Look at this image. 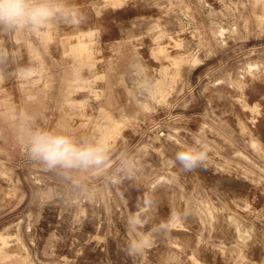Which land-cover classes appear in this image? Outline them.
<instances>
[{
    "label": "rangeland",
    "instance_id": "rangeland-1",
    "mask_svg": "<svg viewBox=\"0 0 264 264\" xmlns=\"http://www.w3.org/2000/svg\"><path fill=\"white\" fill-rule=\"evenodd\" d=\"M60 7L0 32V264H264V0ZM13 113L105 142L107 167L47 172ZM194 138L207 160L185 172Z\"/></svg>",
    "mask_w": 264,
    "mask_h": 264
},
{
    "label": "clouds",
    "instance_id": "clouds-1",
    "mask_svg": "<svg viewBox=\"0 0 264 264\" xmlns=\"http://www.w3.org/2000/svg\"><path fill=\"white\" fill-rule=\"evenodd\" d=\"M64 9L60 0H0V32L22 30L35 33L45 29L54 19H63ZM12 124L27 156L47 172L57 174L66 181L75 179L76 173H87L107 167L110 159L109 146L101 141L72 136L64 130H50L38 126L35 118L13 113ZM207 153L201 141L194 138L191 145L175 153V161L185 171H194L205 165ZM126 163V162H125ZM127 171V167L123 169ZM132 178L131 172L127 173ZM77 188L80 185H76ZM167 227V225H162ZM147 241L134 245L139 253Z\"/></svg>",
    "mask_w": 264,
    "mask_h": 264
},
{
    "label": "bare ground",
    "instance_id": "bare-ground-1",
    "mask_svg": "<svg viewBox=\"0 0 264 264\" xmlns=\"http://www.w3.org/2000/svg\"><path fill=\"white\" fill-rule=\"evenodd\" d=\"M76 59H87L90 57L91 46L85 41H78L76 45L70 48ZM2 235V234H1Z\"/></svg>",
    "mask_w": 264,
    "mask_h": 264
}]
</instances>
